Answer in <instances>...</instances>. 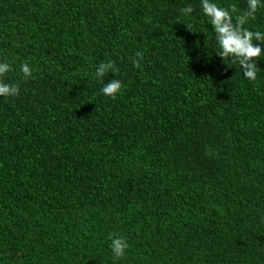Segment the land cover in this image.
Instances as JSON below:
<instances>
[{
	"label": "trees",
	"instance_id": "1",
	"mask_svg": "<svg viewBox=\"0 0 264 264\" xmlns=\"http://www.w3.org/2000/svg\"><path fill=\"white\" fill-rule=\"evenodd\" d=\"M212 31L200 0H0V264H264V57Z\"/></svg>",
	"mask_w": 264,
	"mask_h": 264
},
{
	"label": "clouds",
	"instance_id": "2",
	"mask_svg": "<svg viewBox=\"0 0 264 264\" xmlns=\"http://www.w3.org/2000/svg\"><path fill=\"white\" fill-rule=\"evenodd\" d=\"M201 12L213 25L214 31L211 36L217 41L216 52L226 61L233 57L232 64L239 65L242 74L248 80H256L258 65L254 57H264L261 43H264V32L252 30L248 27L250 19L254 17L257 8H264V0H248V7L244 12L235 9L230 11L221 7L217 0H200ZM185 15L193 12L192 5L182 9ZM235 16V22L233 17ZM111 62H101L96 68V76L102 77L104 73L112 68ZM24 79L32 75V69L27 62L19 65ZM12 70V65L7 58L0 59V96L5 98L18 94V87L15 83L4 80V75ZM122 90V82L113 79L103 84L101 92L105 96L115 97ZM110 247L116 256H123L128 244L123 237H112Z\"/></svg>",
	"mask_w": 264,
	"mask_h": 264
}]
</instances>
